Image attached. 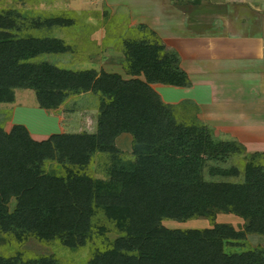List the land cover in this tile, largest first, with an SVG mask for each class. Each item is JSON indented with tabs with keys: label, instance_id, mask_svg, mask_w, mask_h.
I'll use <instances>...</instances> for the list:
<instances>
[{
	"label": "trees",
	"instance_id": "16d2710c",
	"mask_svg": "<svg viewBox=\"0 0 264 264\" xmlns=\"http://www.w3.org/2000/svg\"><path fill=\"white\" fill-rule=\"evenodd\" d=\"M12 25L0 18V105L14 102L18 89L34 90L40 107L48 111L69 94L93 92L101 100L97 134H59L36 141L22 125L9 133L0 128V229L78 250L92 240L97 216L103 214L122 236L96 251L88 264H244L245 257L230 261L223 249L225 242L244 239L246 232L264 236V171L248 167L244 185L202 179L201 158L234 148L215 141L204 127L178 125L151 87L191 86L178 55L172 61L166 45L150 30L154 40L127 43L129 71L143 72L146 82L107 74L38 72L34 59L64 54L68 48L59 39L16 34ZM123 133L139 143L136 154L145 150L148 155L141 156L131 174L115 173L119 191L84 174L64 178L45 170L50 161L68 160L86 168L99 151L118 153L113 144ZM12 198L18 201L14 213L9 212ZM216 211L242 217L248 222L246 231L224 224L187 231L162 225L167 219H214ZM258 254L264 257V251ZM42 263L54 264L46 259Z\"/></svg>",
	"mask_w": 264,
	"mask_h": 264
},
{
	"label": "rangeland",
	"instance_id": "374dc122",
	"mask_svg": "<svg viewBox=\"0 0 264 264\" xmlns=\"http://www.w3.org/2000/svg\"><path fill=\"white\" fill-rule=\"evenodd\" d=\"M142 1L148 0H138ZM162 1L164 5L158 3L160 7L149 13L140 3L132 10L126 5L127 0H0V18L13 22L15 26L10 30L24 37L64 41L68 48L66 53L34 59L38 72L107 74L122 81H141L137 72H133V78L126 76L132 73L128 68L127 43L154 40L149 33L152 30L166 45L167 56L172 61L174 54L178 55L179 67L191 82L188 88L161 83L151 86L169 107L171 118L184 127H204L215 141L233 145L234 149L228 153L201 158L199 173L202 179L209 183L244 185L248 167L264 171V12L257 11L261 15H257L258 22L253 21L257 23L256 30L248 35L245 30L241 32V28L249 25V21L242 18L250 15L241 12L237 0H223L212 7L202 0ZM175 9L193 16L198 20V27L194 33L193 29L188 31L180 25L178 28L181 33L184 31V36L164 40L155 29L156 23L166 20H170L167 23L171 25L177 23L173 17L158 19L156 12L159 10L163 16ZM212 16L220 17L219 26L224 23L229 28L228 32L222 31L225 37L218 36L224 39V44H216L218 49L213 53H204V48H193L190 53L188 42L197 34L209 33L213 27L206 20ZM239 19L243 21L238 22ZM199 26H203V31ZM178 50L183 51V62ZM100 100L101 95L93 92L69 94L58 107L48 111L40 107L34 90L18 89L14 102L0 105V128L9 133L15 125H22L34 140L35 132L40 133L42 141L59 134H97ZM42 110L47 112L49 119ZM82 115L85 119L81 128ZM76 125L78 127L72 129ZM113 145L118 153L99 151L86 168L75 167L67 160L47 162L45 170L64 178L84 174L97 185L119 191L121 182L115 173L131 174L147 152H134V146L139 143L131 133L119 135ZM17 204L16 198L10 200V213L15 212ZM219 224L246 231L248 222L238 215L219 211L214 219L162 221L170 230L184 231L212 229ZM93 233L86 247L71 250L57 240L47 242L34 234L8 233L0 229V260L15 264H43L45 259L54 264H88L96 251L110 247L122 236L116 223L106 220L103 214L97 216ZM261 251H264V236L248 232L244 239L225 242L223 249L230 261L245 257L244 264H264V257L258 254ZM233 264H241V261Z\"/></svg>",
	"mask_w": 264,
	"mask_h": 264
},
{
	"label": "crops",
	"instance_id": "0c3cea01",
	"mask_svg": "<svg viewBox=\"0 0 264 264\" xmlns=\"http://www.w3.org/2000/svg\"><path fill=\"white\" fill-rule=\"evenodd\" d=\"M139 1H141V0H139ZM222 1L223 0H202L203 3H207V4L209 3L208 7H212L213 5L220 4V3H222ZM127 2H126L127 3L126 5H130L131 9L133 8L134 5L139 4V3H140V5H142V7L145 5V7H146V9L148 10L149 13H150V11L153 12V10L155 8L160 7V5L161 6L164 5L162 0H148L147 2H143V1L142 2H138V0H127ZM237 3H239L241 5V8H240L241 12L243 11L246 14L248 13L250 15L249 17L245 16L244 18H242L243 20H246L247 22L249 21L248 22L249 25H247V24L245 25L246 29L245 28H241V30H242L241 32H243L244 30L247 33L248 32H254L256 30L257 23H255L253 21H257L258 22L257 15H261V14H258L257 11H263L264 12V0H237ZM219 7L220 6H216L215 8H219ZM156 13L159 15L158 19H160L162 21L166 20L168 18L171 19L173 17L172 19L176 20V23H177L176 25L175 24L171 25V24L167 23L170 20L163 21V23L161 22V24L156 23L155 29H156V31L159 33V35L164 40H167L166 38L171 37V36H175V37L184 36L185 35L184 31L182 30V33H181L180 28H178L180 25H183V27L186 28L187 30L188 29H193L191 32H194V33H195L194 29H196L198 27V20L197 21L194 20V17L193 16L190 17V15L187 14L186 12H183V11L175 9V11L173 13L168 14V15L167 14L163 15L165 17L162 16V14L160 13L159 10ZM260 18H261V16L259 17V20H260ZM219 19H220L219 16H212V17H210V19L206 20V22L209 23L208 25H211V27H213V28H211L209 33L204 31V32H202L200 34H197V36L192 38L193 40L191 42H188L189 46H187V47H188L190 53L192 52L193 48H195L196 50H198V48L199 49L200 48L201 49L204 48L205 49L204 53H206V54H209L210 52L213 53L214 50L218 49V47L215 48L216 44H219V43L224 44V39H219L218 36H220L222 38L225 37L226 34L222 33V31L228 32L229 28L228 27L226 28V25H224V23L222 24V26H219V24H220V22L218 21ZM242 19H239L238 22L239 21H243ZM164 22H165V24H164ZM199 25H202V24H199ZM223 27H225V28H223ZM240 27L241 26H239V28ZM247 27L250 28V31H249V28H247ZM202 28H203V26H199L198 29L200 31H203ZM212 30H214V32ZM219 31H221V33H219ZM249 34L250 33H248V35ZM204 38H206V39H204ZM215 39H216V41H215ZM178 51H179V53L181 55V59H182V62H183V53H182L183 51H181V50H178ZM184 52H185V50H184ZM132 74L133 73H129L126 76L128 78L135 77ZM142 74H143L142 72L137 73V77L141 75V81L145 82V75L143 74V76H142ZM189 74H190V77H192L191 71H189ZM154 87H156V85ZM42 111H44V114L46 115V119H49L47 117V114H46L47 112L45 110H42ZM62 119H63V117H62ZM84 119H85L84 115H82L81 116V128L83 126ZM72 127H73L72 129H74V128H77L78 125L72 126ZM40 135H41L40 133L37 134L35 132V136H34L35 139L38 140V141H42L41 139L39 140V136Z\"/></svg>",
	"mask_w": 264,
	"mask_h": 264
}]
</instances>
